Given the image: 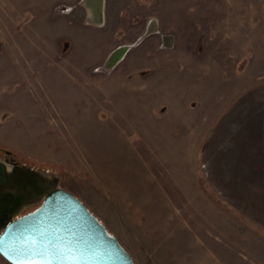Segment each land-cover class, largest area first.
Masks as SVG:
<instances>
[{
    "label": "rangeland",
    "instance_id": "374dc122",
    "mask_svg": "<svg viewBox=\"0 0 264 264\" xmlns=\"http://www.w3.org/2000/svg\"><path fill=\"white\" fill-rule=\"evenodd\" d=\"M85 1L0 0V232L64 188L135 264H264V0Z\"/></svg>",
    "mask_w": 264,
    "mask_h": 264
},
{
    "label": "water",
    "instance_id": "95a60500",
    "mask_svg": "<svg viewBox=\"0 0 264 264\" xmlns=\"http://www.w3.org/2000/svg\"><path fill=\"white\" fill-rule=\"evenodd\" d=\"M94 2L101 7V0ZM0 254L11 264L46 260L58 264L65 259L80 264H135L117 236L64 188L48 191L38 208L8 222L0 232Z\"/></svg>",
    "mask_w": 264,
    "mask_h": 264
},
{
    "label": "bare ground",
    "instance_id": "6f19581e",
    "mask_svg": "<svg viewBox=\"0 0 264 264\" xmlns=\"http://www.w3.org/2000/svg\"><path fill=\"white\" fill-rule=\"evenodd\" d=\"M103 5H102V0H101V7L99 8H96V3L94 2V0H93V8H92V10L90 9L89 11V13H93L94 14V9L96 8V11L98 12V14H97V16H96V20H98L99 22L102 20V18H101V10H103ZM100 15V16H99ZM100 18V19H99ZM127 48V46H123V47H120V48H118V49H116L117 51H116V53L114 54V53H112L111 54V57L110 58H112L111 59V61L109 62V65H114V61L113 60H115L116 58H119L122 54H124L125 53V51L127 50L126 49ZM117 60V59H116ZM115 60V61H116ZM44 180H45V182H47V183H53L51 180H49L48 178H44ZM39 186H41V185H39ZM39 186H37V189H39L40 190V193H41V191H42V189H43V187H39ZM6 206H7V203L5 204Z\"/></svg>",
    "mask_w": 264,
    "mask_h": 264
},
{
    "label": "snow or ice",
    "instance_id": "6c2138e0",
    "mask_svg": "<svg viewBox=\"0 0 264 264\" xmlns=\"http://www.w3.org/2000/svg\"><path fill=\"white\" fill-rule=\"evenodd\" d=\"M27 264H54L53 260H46V261H28ZM58 264H80L79 261L76 260H61Z\"/></svg>",
    "mask_w": 264,
    "mask_h": 264
}]
</instances>
